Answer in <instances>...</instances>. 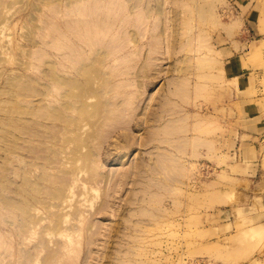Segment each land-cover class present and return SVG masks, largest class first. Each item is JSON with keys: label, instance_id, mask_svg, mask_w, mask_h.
<instances>
[{"label": "rangeland", "instance_id": "obj_1", "mask_svg": "<svg viewBox=\"0 0 264 264\" xmlns=\"http://www.w3.org/2000/svg\"><path fill=\"white\" fill-rule=\"evenodd\" d=\"M0 264H264V0H0Z\"/></svg>", "mask_w": 264, "mask_h": 264}, {"label": "crops", "instance_id": "obj_2", "mask_svg": "<svg viewBox=\"0 0 264 264\" xmlns=\"http://www.w3.org/2000/svg\"><path fill=\"white\" fill-rule=\"evenodd\" d=\"M230 61H231V60H230ZM233 74H234V73H233ZM232 76H233V75H232ZM235 76L237 77L236 74H234V77H235ZM234 77H233V78H234ZM236 77H235V78H236ZM239 78H240V77H238V79H239ZM260 165H261V164H258V168H257L258 170H256V172H259V170L261 169Z\"/></svg>", "mask_w": 264, "mask_h": 264}, {"label": "bare ground", "instance_id": "obj_3", "mask_svg": "<svg viewBox=\"0 0 264 264\" xmlns=\"http://www.w3.org/2000/svg\"><path fill=\"white\" fill-rule=\"evenodd\" d=\"M232 26H233V25H232ZM80 72H81V71H80ZM55 78H56V77H54V79H55ZM56 79H57V78H56ZM56 79H55V80H56ZM57 80H58V79H57ZM56 82H58V81H56Z\"/></svg>", "mask_w": 264, "mask_h": 264}]
</instances>
